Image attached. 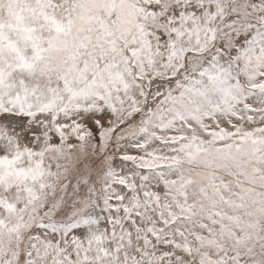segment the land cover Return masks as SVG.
Wrapping results in <instances>:
<instances>
[{
	"label": "snow or ice",
	"instance_id": "1",
	"mask_svg": "<svg viewBox=\"0 0 264 264\" xmlns=\"http://www.w3.org/2000/svg\"><path fill=\"white\" fill-rule=\"evenodd\" d=\"M0 264H264V0H0Z\"/></svg>",
	"mask_w": 264,
	"mask_h": 264
}]
</instances>
